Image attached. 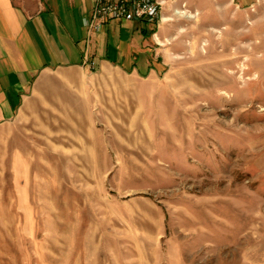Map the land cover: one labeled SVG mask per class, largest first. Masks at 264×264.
Returning a JSON list of instances; mask_svg holds the SVG:
<instances>
[{
	"label": "rangeland",
	"instance_id": "rangeland-1",
	"mask_svg": "<svg viewBox=\"0 0 264 264\" xmlns=\"http://www.w3.org/2000/svg\"><path fill=\"white\" fill-rule=\"evenodd\" d=\"M161 14L0 125V264H264V0Z\"/></svg>",
	"mask_w": 264,
	"mask_h": 264
},
{
	"label": "crops",
	"instance_id": "crops-1",
	"mask_svg": "<svg viewBox=\"0 0 264 264\" xmlns=\"http://www.w3.org/2000/svg\"><path fill=\"white\" fill-rule=\"evenodd\" d=\"M92 5V0H0V125L30 111L39 80L53 71L76 72L86 64L129 67L132 44L116 35V25L124 23L110 22L88 34Z\"/></svg>",
	"mask_w": 264,
	"mask_h": 264
},
{
	"label": "built area",
	"instance_id": "built-area-1",
	"mask_svg": "<svg viewBox=\"0 0 264 264\" xmlns=\"http://www.w3.org/2000/svg\"><path fill=\"white\" fill-rule=\"evenodd\" d=\"M92 3L86 23L88 34L100 32L106 22L153 23L161 18L166 0H92Z\"/></svg>",
	"mask_w": 264,
	"mask_h": 264
},
{
	"label": "bare ground",
	"instance_id": "bare-ground-1",
	"mask_svg": "<svg viewBox=\"0 0 264 264\" xmlns=\"http://www.w3.org/2000/svg\"><path fill=\"white\" fill-rule=\"evenodd\" d=\"M221 34H223V33H221ZM210 36H211L210 34H207V37H210ZM209 40H211V39H209ZM198 42H199V40H198V41L196 40V41L192 44V47H191L192 50H194V49L196 48ZM217 43H219V42H217Z\"/></svg>",
	"mask_w": 264,
	"mask_h": 264
}]
</instances>
